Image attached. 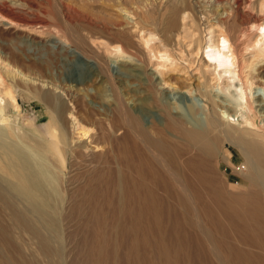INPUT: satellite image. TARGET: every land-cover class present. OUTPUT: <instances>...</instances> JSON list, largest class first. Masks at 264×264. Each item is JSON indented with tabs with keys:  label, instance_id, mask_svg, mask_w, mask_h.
<instances>
[{
	"label": "bare ground",
	"instance_id": "obj_1",
	"mask_svg": "<svg viewBox=\"0 0 264 264\" xmlns=\"http://www.w3.org/2000/svg\"><path fill=\"white\" fill-rule=\"evenodd\" d=\"M240 4V0H233L235 7L231 5V9L236 10ZM258 6L259 13L264 14V0H260ZM216 8L215 18L217 22L222 21L219 33L207 36L196 53L203 48L205 71L224 93L221 102L228 101L245 110L247 90L251 93L255 77L264 83V71L252 75L253 79L242 80L241 72L237 71L236 54L223 26L230 6L218 4ZM33 12L30 0H0V14L17 24L30 26L42 22ZM253 20L257 24L255 28L248 27L242 48H251L252 57L263 61L264 20H255L247 14L241 16L240 25L243 27ZM71 21L72 18L69 21L72 26ZM240 31L243 33L242 29ZM153 37L141 33L139 38L150 61L158 57L154 67L160 75L159 80H165L163 75L167 69L164 67L169 58L166 52L155 50ZM75 38L80 44L78 30ZM15 45L18 51L27 50L19 41H14ZM46 51L53 50L47 47ZM106 51L113 63L128 58L120 45L106 47ZM54 63L55 58L48 56L40 66L42 73L52 77L50 69ZM138 72L135 76L145 77L141 70ZM7 75H11L9 66L0 65V207L21 225L20 229L30 234L32 240L36 238L43 254L49 256L50 248L41 228L30 227L26 213L44 214V191L53 185L57 168H62L59 171L64 179L69 152L63 150L68 133L62 129L68 125L66 113L69 111L75 116L76 112L60 101L55 92L31 93L52 110L59 128L63 127L56 134L55 129L52 130L56 144L55 152H51L50 147L28 131L22 129L17 133L5 116L6 97L18 107L11 88L3 87ZM155 83L157 93L153 95L144 93L146 95L141 98L116 101L107 126L100 127L109 147L94 156L97 157L95 165H87L85 180L75 190L73 211L84 214V264H264V135L234 126L219 128L214 117H208L205 126L197 127L202 125L201 121L189 126L190 121L183 113L174 114L171 111L174 107L169 110L172 104L182 109L179 99L162 90L161 81L156 78ZM138 89L135 87L133 91L138 93ZM206 92L204 96L213 103L217 96L220 97ZM147 104L155 105L162 112V123L157 124L153 116L158 110L148 108ZM188 107L193 109L189 104ZM138 108L149 111H145L148 122ZM74 121L73 127L79 128L81 135L92 130L76 116ZM225 138L239 149L243 157L241 167L230 155H221L219 143ZM78 147L71 148V153L81 158L86 156L80 151L86 145L82 149ZM219 158L232 165L240 178L236 181L229 177L226 181L222 179L215 164ZM21 263L32 264L27 260Z\"/></svg>",
	"mask_w": 264,
	"mask_h": 264
},
{
	"label": "rangeland",
	"instance_id": "obj_2",
	"mask_svg": "<svg viewBox=\"0 0 264 264\" xmlns=\"http://www.w3.org/2000/svg\"><path fill=\"white\" fill-rule=\"evenodd\" d=\"M240 1V7L235 10L231 9L236 5H233V0H30L32 12L35 11L33 13L40 18L38 21H42L30 26L17 24L0 14V65L9 66L12 75L5 77L3 87L11 88L18 106H13L9 102L10 98L6 97L3 110L15 131H28L38 140L41 139L47 148L50 147L51 152H55L56 137L52 130L55 129L56 134L63 127L59 128L52 110L32 95L40 91L55 92L60 101L76 112L78 121L92 128L89 134L81 135V130L73 127L75 116L69 111L66 113L68 125L62 129L68 133L66 141L69 146L65 142L63 147L69 152L63 171L66 174L62 180V172L59 171L62 168H57L54 186H48L44 191V214L26 213L30 227L41 228L50 255H44L37 239L32 240L30 234L20 229L21 225L16 224L0 207V264H24L21 263L23 260L32 264H75L78 261L84 264V214L73 211L75 190L85 180V171L91 164L95 165L97 157L94 156L109 147L100 127L107 126L106 121L112 116L116 101L123 98L127 102L128 99L145 96L144 93H157L155 78L161 81L159 86L162 90L179 99L182 109L172 104L169 110L174 107L171 110L174 114L183 113L190 121L189 126H196L200 121L202 125L197 127L205 126L208 117H214L219 128L234 126L264 135V83L254 78L264 71V60L253 58L251 48H242V42L249 33L248 27L255 28L257 23L253 20L243 27L240 25L241 16L251 14L253 19L262 21L264 14L258 11L260 0ZM218 4L230 6L223 26L237 57V71L241 72L242 80L254 75L251 78L255 79L251 93L247 90L245 110L228 101L221 102L224 93L205 71L201 52L203 48L196 53L198 45H203L207 36L219 33L222 21L217 22L215 18ZM71 18L72 26L69 24ZM240 29L243 33H240ZM77 30L81 34L80 44L75 38ZM72 31L76 33L74 37ZM141 33L154 36L152 45H155V50L166 52L169 60L164 67L167 70L163 79L168 80L167 83L159 80L160 75L155 70L154 62L158 57L155 56L157 60L154 58L152 62L146 56L139 38ZM14 41L24 44L27 50L18 51L19 47L14 46ZM115 45H120L128 57L119 60L118 64L110 62V55L106 51V47ZM47 47L53 51H46ZM50 55L55 58L50 69L53 78L49 74L44 75L40 67ZM138 70H141L142 75L145 74L144 78L135 76ZM135 87L140 92L135 93ZM204 92L220 97L217 96L213 103L204 96ZM146 106L158 110L153 116L157 124L162 123V112L155 105ZM145 111L148 110L138 108V112L147 120L148 113ZM222 140L219 143L221 155H230L232 161L241 167L243 157L239 149L232 141L226 138ZM74 144L77 147L80 145V149L86 145L83 151L78 149L86 156L81 155L82 158H79L75 152L72 154ZM215 164L225 181L227 177L232 181L240 178L239 173L224 159L219 158Z\"/></svg>",
	"mask_w": 264,
	"mask_h": 264
}]
</instances>
